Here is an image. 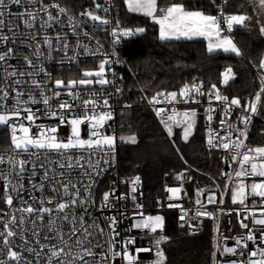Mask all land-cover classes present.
Here are the masks:
<instances>
[{
	"label": "built area",
	"instance_id": "2783aa9c",
	"mask_svg": "<svg viewBox=\"0 0 264 264\" xmlns=\"http://www.w3.org/2000/svg\"><path fill=\"white\" fill-rule=\"evenodd\" d=\"M227 1L228 0H218L217 11L215 15H220L221 9L225 15L228 14L227 9ZM44 4H53L58 3L61 7L67 9V14H60V20L62 23L50 22L51 26L42 28L41 22L47 19V15L43 12L39 13L38 19L34 22L32 28L26 27L23 22L15 16V13L24 11L25 7L28 8L29 11H36L40 8L39 0H34V3L31 5L27 4V0H25V4L22 7L21 5H13L10 4L8 10L13 13L12 16L6 14L4 19L9 22L8 27L0 30L4 35L12 36V33L8 31L9 27L13 28V31L20 33L16 38V42L13 43L12 40L5 41L0 43V53L6 52L8 48H12L14 51L11 55H9L5 61H0V89L8 91L9 95L7 98H0V113H10L14 107L17 106L16 96L17 92L23 93L21 97L22 100L28 101V95L31 94L36 97L37 101H40V88H36L32 85L31 81L33 79L40 82L44 94L47 96H52L53 90L61 91V97L57 99H53L51 102V106L53 109L56 108V105L64 100L71 101V97L67 96L66 93L69 89L62 88L57 89L54 81L56 79H62L67 83L68 80H79L83 78L82 71L85 70H94L98 67L100 61L104 59V54H107L110 59H116L115 56L111 54L113 51L117 54L118 58L123 61V63H116L112 65V68L115 71V81L112 84L101 86L98 84L92 85H77L75 88L71 89L73 92L80 93V102L85 99H89V93L91 92H100L104 95L108 96L109 103L111 105V110L113 112V118L111 121L107 122V130L111 135H114L117 138V113L120 108L127 106V103L121 104L119 102L120 93L117 94L115 92L116 88H121L123 74L126 67V62L123 59L120 51L118 50V44L113 45L114 37L111 35L112 28L115 27V22L118 20L116 16L115 10V2L114 0H99L98 3H101L104 7L109 8L108 13H104L102 9L97 10V13L101 16H107L112 23L109 25H99L98 22L88 20L86 16H81L80 13L84 10H74L71 7L67 6L61 0H43ZM94 8V6L92 7ZM91 8V9H92ZM48 11L56 16L58 14V9L49 8ZM71 15L76 18L79 23V27L76 29L77 34L72 32V29L69 27V22L67 16ZM16 26V27H13ZM122 27L128 28H136L130 25H123ZM222 27H225L223 23ZM87 32L88 35L85 36L84 33ZM67 34V42L72 46L67 51V56H72L76 53H79L76 61H69L65 59V52L62 50V44L56 42V36L60 35L63 37ZM225 34H229L225 32ZM47 35L52 40L51 49L43 43L44 36ZM141 34H138L139 36ZM31 37H35L32 39ZM134 37L123 38L121 42L132 40ZM27 39V44L21 43V40ZM79 40L80 44L87 45L91 52H96L99 45L103 47L100 49V52L93 55H85L83 48H77L76 43ZM99 42V45L98 43ZM120 42V43H121ZM37 45H39V51L43 53L42 56L36 57L33 55L35 51H37ZM49 52H51L52 59H47ZM24 56H28L32 60V65H28ZM84 65V66H82ZM40 67L44 68V72H40ZM252 69L255 72L259 84L261 83L259 76L264 72L257 67V65H252ZM13 71L16 72V75H10ZM25 73V75L21 76L19 73ZM31 73L32 75H28ZM51 78H49V75ZM108 79L112 80L113 77L111 74L108 75ZM16 81H21V83L17 84ZM193 82L197 83L201 86V91L203 95H196L195 98L199 101V103H192L189 101L188 103H183L177 101L175 104L168 103L164 97H158L161 101L158 104H151L149 101L151 98L156 95V93L152 94L150 97L143 96V101L140 105H144L149 107L157 120L163 127L167 137H169L167 130L164 125L161 123V117H158L156 108H165L168 109L166 113H164L163 118H167L168 115L172 114V109L174 108L176 112H183L185 110L194 108L199 114L202 121V137L205 141V147L209 151H213L218 154L221 166L216 174L212 175L206 172H200L205 178L206 183L199 186L195 189L193 193H190L187 188L184 186L181 180L175 179L172 181H168L164 183L158 190H156L152 195H148L145 192V187L143 183V179L139 174L133 175H122L120 173V161H119V153H118V140L116 139V151L111 155L106 156L104 152H97L95 155H90L87 152H77L71 151L68 154L74 157H79L80 155H84L85 159L81 160L80 166H74L71 169L67 167L61 169L58 167L59 163H66L58 154L51 153L47 156L44 154L40 155L39 161H36L34 156L30 157V153H25L19 150H16L11 143V133L7 129V126L0 125V173L8 177V180L11 181V184L23 183L24 191L22 192H13L11 191V184L7 189V194L13 197V204L11 206L4 203V193H5V181L0 179V233H3L4 223L9 222L13 217L16 218L17 223L15 225H10L11 229L18 233V235L14 237H10V243L8 246H5L2 241V237H0V260L4 261V264H49L50 251L49 249L55 245L57 248L64 247V242H67L70 247H64V253H62L59 257L52 259V264H60V261H64L67 264L68 261H74V264H82L80 260H74V258L79 254L83 255V248H90L94 253L93 256H84V260H87L89 264H125V262L119 257L112 259L111 253L109 249L111 248L112 252L122 250L121 245L124 240L129 237H135L136 243L134 245L129 246V251L134 253L138 260L136 264H151V262L155 259V247L153 245V240L158 237L161 233L158 231L156 234L149 233L147 230H140L131 228L133 221L132 214L135 211H142L144 215H156L160 214L165 217V211L173 212V218L175 222L181 226L182 222L179 217L181 215L180 208H168L167 205L169 203L179 204L183 207V209L189 212V219L196 210L199 208V205L195 203L197 199H200L203 204L206 205V210L209 212L216 213L220 223V232L217 233L214 231L216 221L210 218L201 217L195 221H190L198 226V230L192 232L187 224L183 227L185 233L188 235H198L203 232L207 227H210L212 230V249L210 252L211 255V264H217V262H222L225 260H241L244 259L247 261L248 256L247 252L251 251L255 244L253 242H248V249L244 250L245 255L243 257L236 256H220L217 251L215 245H219L220 250L222 251L224 246H234L235 241L233 237H240L241 235H246L247 230L240 226L239 220L245 216L249 215V211L255 212V215L260 216V197H248L245 201V204H233L231 198V188L235 185V178L233 180H229L227 175L222 173H233L235 170L240 168L239 163L233 162L231 156L236 153H230L225 151L222 148H211L207 144V139L209 136L208 131V122L205 118V109L209 106L213 107L215 111L213 112V120L211 122V127L215 130H218L220 135L225 134V129L221 128L219 124V120L223 115L224 107L221 102L216 101L215 99H211L210 101V93L209 90H205L203 86V82L199 79H195L190 82L188 85H191ZM260 89V88H259ZM178 92L176 89L166 90L164 92ZM161 92V91H160ZM2 92H0V97H2ZM223 95V94H222ZM225 96V95H224ZM254 96V95H253ZM252 96V97H253ZM251 97V98H252ZM250 98V99H251ZM249 99V100H250ZM230 100V99H229ZM77 103V107L73 110V114L82 117L84 114V109L79 106V102ZM103 101L100 100V104L102 105ZM21 109L24 107L32 108L34 111L39 109L38 115L39 119L36 121V124L43 125H53L58 124L59 121L56 119H49L44 115V112L47 111V106L43 103L32 104L28 102L27 104L20 105ZM241 109L233 107L232 114L228 116L226 119L229 123L236 125L237 127H243L240 124L238 117L241 115ZM25 114L22 111V115L19 119L16 117L12 118L13 123H24L26 126L29 122L23 119ZM177 126H173V135L174 129ZM82 132L81 135L84 138H87L88 130L87 125L81 126ZM33 133L37 131L35 126L32 127ZM249 135L245 143L248 147H257L264 146V119L257 115L253 117L252 123L248 127ZM70 133V126H62L59 130V135L62 137H66ZM236 133L233 130V139H235ZM31 151H36L32 149ZM243 151V149L241 150ZM112 156L115 159H112ZM241 157L238 155L237 159L239 160ZM30 160L36 162V173L37 175L32 176L33 171V163H28L24 166L25 171L17 176V172L20 171L19 165L17 163H13L12 161L19 160ZM89 159L93 164L96 161H100V168L105 169L104 173L96 176L95 173L92 172L90 168H88ZM108 160L109 163L105 164L104 160ZM40 164L44 165V168L39 167ZM55 168L56 171L52 172L51 169ZM49 171L50 178L56 176L60 178L58 174L60 172L64 173V177L61 178L64 183H68L71 181L72 184H76L82 191L83 188L89 183V177L85 176V172H89L92 174V177L95 178L96 183L92 187V201L93 204L91 206L85 205L84 207L89 208V214L85 215V220L87 224L90 225L95 221L99 224L100 227L104 228V234L101 235L95 229H89L91 235L87 236L85 239L84 227L86 225H81L77 222L76 227L79 231L76 235H73L71 232L72 224L64 221L63 217L67 215L69 220L72 219L73 215L77 217L80 215H84V208L79 206H69L63 212H60L56 209V205L60 202L68 201L71 193L75 191V189H69V193L66 195L63 191V188L59 184H53L50 182H44L46 187L42 190L38 189V185L42 182L41 176H43L44 171ZM183 173V172H182ZM170 172H165L164 177H171ZM21 176L23 179L21 180ZM140 178V183L137 185L136 192V201H132L131 199L127 201H120L118 208L113 209H100V201L103 195V192L109 191L110 188L115 187L117 190V195L120 193H127L131 190L130 181L135 178ZM260 177L252 176V177H244L243 180L245 184H251L253 182H258L257 180ZM31 180V183L29 182ZM33 184L37 187L34 188ZM228 185V188H225V185ZM58 188L59 191H53V188ZM170 187H181V193L179 199L173 198L169 200L170 193L166 191V188ZM198 189H205L204 193H201L199 196L197 195ZM247 190V189H246ZM212 193H215L217 201L223 198L224 203H216V204H207L208 196ZM53 203L49 204L48 199H52ZM147 200V203H146ZM26 201L27 203H23ZM113 204H116V201L113 199L111 201ZM140 203L143 205L142 209L137 210L135 208L136 203ZM31 205L35 209H39L41 207L50 208L51 211L49 213H27L23 212L21 209ZM220 209H223L224 213H228L232 210L231 215L221 214ZM240 212V217H237L236 212ZM118 213H124V215L120 218V223L117 226V230L121 233L120 236L115 237V242L112 241L111 233L107 228V221L105 220L106 216L117 215ZM43 216V219L39 217ZM20 217L24 218V223L20 224ZM50 221H54V224H50ZM245 223H248L250 228H254L257 232V236L259 235V227L252 223V219L249 218L245 220ZM131 228V231L129 229ZM51 229V230H50ZM164 235H166L163 232ZM167 236V235H166ZM224 237H228V239H224ZM83 241L81 245L77 244V240ZM259 241L257 240V243ZM166 242L161 244V248ZM40 245H45L42 249ZM99 245V246H97ZM8 247H11L13 250L18 251L22 254V259L20 261H11L7 256ZM143 247L152 249L151 252H141L135 253V248ZM260 247H264V244L260 245ZM33 249V251H28V249ZM217 251V255L213 258L212 253ZM36 253H40L39 256ZM253 259H261L258 255Z\"/></svg>",
	"mask_w": 264,
	"mask_h": 264
},
{
	"label": "snow or ice",
	"instance_id": "6c2138e0",
	"mask_svg": "<svg viewBox=\"0 0 264 264\" xmlns=\"http://www.w3.org/2000/svg\"><path fill=\"white\" fill-rule=\"evenodd\" d=\"M34 3V0H27V4L31 5ZM40 8L36 11H29L27 7H25L24 11L15 13V16L18 17L23 24L32 28L34 22L38 19L39 13L43 12L47 15V19L41 22V27L46 28L50 27V22L62 23L60 20V14H67V9L61 7L58 3L53 4H44L43 0H39ZM94 8L86 9L80 13L81 16H86L88 20L98 22L99 25H109L112 21L107 18V16H101L97 13V10L102 9L104 13L109 12V8L104 7L101 3H97L96 0H93ZM215 4V0H213ZM258 8L261 11H264V0H257ZM21 5L22 7L25 4V0H0V30L8 27L9 22L4 19V16L7 14L12 16L10 10H8L9 5ZM124 4L127 6L129 12H137L141 13L146 17L151 18V20L159 25V39L161 41L166 40H180V39H193L195 37H203L208 41L207 51L209 53H214L217 51H222L224 53H232L237 57L243 56V52L241 48L234 42L232 36L223 34L225 32H232L234 26L248 27V21L252 20V17L247 15L246 13H233L225 15L223 10L221 9L220 15H211L207 14L205 11L200 9L189 10L185 7L184 4L172 2L165 6L158 5L157 0H124ZM55 8L58 9V14L53 16L48 9ZM69 27L72 29L74 34H77L76 29L79 27V23L75 17L68 15L67 16ZM225 27H222L221 24ZM115 27L112 28L111 35L114 37L113 45H116L121 42L123 38L134 37L138 34H142L146 31L143 27L136 28H128L122 27L121 22L116 20ZM16 27V26H13ZM8 31L12 33V36L4 35L2 31H0V43H3L8 40H12L13 43L16 42V38L21 35L18 32L13 31L12 27L8 28ZM259 34L264 36V24H261L259 27ZM85 36L88 35L87 32L84 33ZM35 39V37H31ZM21 43L27 44V39L21 40ZM56 42L62 44V50L65 52V59L69 61H76L79 53H76L72 56H67V51L70 47H72L67 42V34L63 37L60 35L56 36ZM43 43L47 45L50 49L52 47V40L45 35L43 38ZM99 45V42H97ZM77 48H83L85 55H97L100 52V49L103 47L99 45L96 52H91L87 45L80 44L79 40L76 43ZM12 48H8L6 52L0 53V61H5L6 58L13 53ZM36 57H40L43 55L39 51V45H37V51L33 53ZM115 56L116 59H110L107 54H104V59H102L98 65V67L94 70H85L83 72V78L79 80H68L65 83L62 79H56L54 81L57 89L67 88L69 89L66 93L67 96L71 97V101L64 100L59 102L56 105V108L53 109L51 106V102L53 99H57L61 97V91L53 90L52 96H47L44 94L42 86L39 81L33 79L31 81L32 85L36 88H40V101H37L36 97L29 94L28 101H24L21 99L23 93L17 92L16 102L17 106L13 108L10 113H0V125L7 126V129L11 133V143L16 150L30 153V157L34 156L36 161H39L40 155L44 154L45 156L56 153L58 154L66 163H59L58 167L63 169L67 167L71 169L74 166H80L81 160H84V155H80L79 157H74L69 155L68 153L71 151L77 152H87L90 155H95L97 152H104L106 156L111 155L116 151V137L114 135L105 134L104 129L107 126V122L111 121L113 118V112L111 110V105L109 103L108 96L104 95L100 92H91L89 93V99H85L80 102V93L73 92L71 89L75 88L77 85H92L98 84L101 86L109 85L114 83L115 81V71L112 68L113 64L123 63L121 61L115 51L111 54ZM47 59H52L51 52H49ZM24 60L28 65H32V60L28 56H24ZM257 67L261 70H264V56H262L259 60V64ZM40 72H44V68L40 67ZM111 74L113 79H108V75ZM10 75H16V72L13 71ZM19 75L23 76L25 73L21 72ZM28 75H32L28 73ZM49 78H51L50 74ZM221 79L220 83L223 85H228L231 80L235 78L236 73L233 71L231 66L225 68V70L220 74ZM261 81L260 89L257 91L254 96L242 103L239 97H232L229 100V97L221 94L220 89L216 84H213L209 89L210 101L211 99H215L216 101L221 102L224 107V112L222 117L219 120V124L221 128L225 129V134L220 135L218 130H215L211 127V122L213 120V112L215 109L211 106L205 109V118L208 122V131L209 136L207 139V144L211 148H222L227 152L236 153L231 156L233 162L239 163L240 168L235 170L233 173H222L227 175L229 180H233L235 178V185L231 188V198L233 204H245V201L248 197H260V216H256L255 212L249 211V215L243 217L239 220L240 226L247 230L246 235H241L240 237H233L235 244L234 246H224L222 251L220 250L219 245H215L217 251L220 256H236L239 255L243 257L245 255V251L248 249V242H253L255 247L247 252L248 259L245 261L241 260H225L222 262H217V264H264V247H260V245L264 244V179H261L259 182H253L251 184H245L243 178L244 177H260L264 178V146L257 147H248L245 141L249 135L248 127L253 121V117L257 115L264 114V72L259 76ZM17 84L21 83V81H16ZM121 88H116L115 92L117 94L121 93ZM2 92V97L7 98L9 93L6 90L0 89ZM196 95H203L201 91V86L197 83L193 82L191 85L185 84L178 92H158L154 95L149 103L158 104L161 101L158 97H164L165 100L170 104H175L177 101L188 103L191 101L192 103H199V101L195 98ZM102 99L103 103L100 104V100ZM31 102L32 104L43 103L47 106V111L44 112V115L49 119H56L59 121L58 124L53 125H43L36 124V121L39 119V109L33 110L29 107H24L21 109L20 105L27 104ZM79 102V106L84 109V114L82 117H78L73 114V110L77 107V103ZM2 107V106H0ZM126 107H131V105H127ZM233 107L241 109V115L238 117V120L243 127H237L234 124H231L227 121V117L232 114ZM158 117H161V123L164 125L165 129L169 137L173 136V126L182 127L183 131L181 134V139L185 142L189 141V138L193 135L196 128L197 121V111L194 108L185 110L183 112H176V110L172 109V114L168 115L167 118H163L164 113L168 111L165 108H156L154 109ZM22 111L25 114L23 119L27 120L29 124L26 126L24 123H13L12 118L16 117L19 119L22 115ZM87 125L88 135L87 138H84L81 135L82 125ZM70 126V133L66 137L60 136L59 130L62 126ZM35 126L37 131L33 133L32 127ZM233 130L236 133L235 139H233ZM121 141L135 143L136 137L134 135L127 137H119ZM35 149L36 151H31ZM243 149V151H241ZM179 152V149H177ZM241 158L238 160L237 156ZM112 159H115L112 156ZM13 163H17L19 165L20 171L17 172V176H20L21 173L25 171L24 166L28 163H33V171L32 176L37 175L36 162L30 160H19L12 161ZM104 163L107 164L109 161L106 159ZM39 167L44 168L43 164H40ZM88 168L95 173L96 176H99L104 173L105 169L100 168V161H96L95 164L88 161ZM52 172H55L56 169H51ZM85 176L89 177V183L83 188V191L77 187L76 184H72L71 181L68 183H64L61 178L64 177V173L60 172L57 178L53 176L50 178L49 171L45 170L43 176H41V183L38 185V189L42 190L46 187L44 182H50L55 184H59L64 193L67 195L69 193V189H75L71 193V196L68 201L60 202L56 205V209L60 212H63L66 208L71 206H79L84 208V215L76 216L73 215L72 219L69 220V217L65 215L63 217L64 221L72 224L71 232L73 235L79 231L76 227L77 222L81 225H86L84 227L85 239H87L88 235H91L89 229H95L101 235L104 234L105 229L100 227L95 221L92 224L88 225L85 220V215L89 214V208L84 207L85 205L91 206L93 204L92 201V187L96 183L94 177L89 172L84 173ZM184 173H179L176 176L177 180H183ZM0 179L5 181V199L4 203L11 206L13 204V197L7 194V189L11 184V181L8 180V177L0 173ZM23 177L21 176V180ZM31 183V180L29 181ZM132 187L130 192L120 193L117 195V190L115 187L110 188L109 191L103 192L101 201H100V209H113L118 208L120 201H127L131 199L132 201H136V192L137 185L140 183V178L135 177L130 181ZM33 187L37 186L33 184ZM229 186L226 184L225 188ZM247 189V190H246ZM11 191L13 192H22L24 191L23 183L11 184ZM53 191L58 192V188H53ZM166 191L170 193L168 197L169 200L173 198L179 199L181 193V187H170L166 188ZM205 189H198L197 195L199 196L201 193H204ZM116 201V204H113L112 200ZM54 198L48 199V203H53ZM23 203H27L24 201ZM199 208L196 210L194 215H192L189 219V212L179 204L169 203L167 205L168 208H180L181 215L179 219L184 222L181 224V227H184L187 224L188 228L194 232L198 230V226L190 221H195L198 218L206 217L213 219L216 221L214 231L220 232V223L216 213L209 212L206 210V205L201 202L200 199L195 201ZM223 204V198L217 201L215 193H212L208 196L207 204ZM135 208L137 210L142 209L143 205L140 203L135 204ZM23 212L33 213H49L51 211L50 208L41 207L39 209L33 208L31 205L21 209ZM221 214L231 215L232 210L228 213H224L223 209L219 210ZM124 215V213H118L117 215L106 216L105 220L107 221V228L111 233L112 241L115 242V237L120 236V232L117 230V226L120 223V218ZM237 217H240V212H236ZM43 219V216L39 217ZM133 223L131 228L147 230L149 233L156 234L158 231L161 233L158 237L153 240V245L155 247V259L151 262V264H166L167 257L165 255L164 250L161 248V244L163 242H167L169 237L164 235L165 229V217L160 214L156 215H144L142 211H135L132 214ZM251 218L252 223L259 227V235L257 236V232L254 228H250L248 223H245V220ZM2 219V217H0ZM20 224L24 223V218L20 217ZM17 223L16 218L13 217L9 222L4 223V232L0 233V237H2L3 244L8 246L10 243L9 238L18 235L17 232L13 231L10 225H15ZM50 224H54V221H50ZM131 228L129 231H131ZM51 230V229H50ZM224 239H228V237H224ZM257 240L259 241L257 243ZM83 241L77 240V244L81 245ZM136 243L135 237H129L122 242L121 249L118 251L112 252L111 248L109 249L112 259L119 257L122 259L125 264H136L138 257L129 251V246L134 245ZM99 246V245H97ZM43 249L45 245H40ZM64 247H70L67 242H64ZM64 247L57 248L53 245L50 251L49 264H52V259L59 257L62 253H64ZM28 251H33V249H28ZM83 255H77L74 260L82 261V264H89L87 260H84V256H93L94 253L90 248H83ZM150 248L137 247L135 248V253L141 252H151ZM217 251L212 253L213 258L216 257ZM37 256L40 253H36ZM260 256L261 259H253L257 256ZM7 256L11 261H20L23 257L22 254L18 251L13 250L11 247H8ZM0 264H4V261L0 260ZM30 264V262H29ZM60 264H65L64 261H60ZM67 264H74V261H68Z\"/></svg>",
	"mask_w": 264,
	"mask_h": 264
},
{
	"label": "trees",
	"instance_id": "16d2710c",
	"mask_svg": "<svg viewBox=\"0 0 264 264\" xmlns=\"http://www.w3.org/2000/svg\"><path fill=\"white\" fill-rule=\"evenodd\" d=\"M74 10L91 9L93 0H61ZM98 3L99 0H96ZM116 16L123 25L143 27L144 33L132 40L118 45L120 54L126 60V67L121 84L119 102L131 107H122L117 113V140L122 175L139 174L144 183L145 192L152 195L164 183L172 181L179 173H184L181 180L190 193L206 183L200 172L216 174L221 166L217 153L205 147L202 137V121L197 114L196 128L188 142L181 139L183 128L176 127L172 139H169L149 107L140 105L143 96L170 89L180 90L185 84L195 79L203 82L205 90L213 84L221 94L239 97L248 101L260 84L252 65H258L264 56V48L254 38L245 35L240 27H234L229 34L243 56L217 51L209 53L203 39H159V25L141 13L129 12L124 0H114ZM165 6L172 2L184 4L189 10L200 9L215 15L218 0H157ZM241 0H228V14L235 13ZM84 66V65H82ZM231 66L236 73L228 85L220 83L221 73ZM128 67V68H127ZM126 72V73H125ZM134 135L135 143L124 142L119 137ZM179 149V152L177 151ZM172 175L164 177L165 172ZM164 233L169 240L163 250L167 257L166 264H211L212 230L207 227L198 235H188L179 226L173 212L165 211Z\"/></svg>",
	"mask_w": 264,
	"mask_h": 264
},
{
	"label": "crops",
	"instance_id": "0c3cea01",
	"mask_svg": "<svg viewBox=\"0 0 264 264\" xmlns=\"http://www.w3.org/2000/svg\"><path fill=\"white\" fill-rule=\"evenodd\" d=\"M241 12L251 16L252 20L247 22L248 23L247 28L241 26H234V27H240L245 35H248L254 38L255 40H257L259 45L264 48V36L259 34V27L261 26V24H264V11H261L258 8L257 0H241L239 8L235 13H241ZM193 39H203L208 44V41L203 37H195Z\"/></svg>",
	"mask_w": 264,
	"mask_h": 264
},
{
	"label": "rangeland",
	"instance_id": "374dc122",
	"mask_svg": "<svg viewBox=\"0 0 264 264\" xmlns=\"http://www.w3.org/2000/svg\"><path fill=\"white\" fill-rule=\"evenodd\" d=\"M84 71H82V73H83ZM263 119H264V114H261L260 115ZM182 128V127H181ZM104 132H105V134H109V135H111L109 132H108V130H107V128H105L104 129ZM118 138V137H117ZM261 179H264V178H259L257 181L259 182ZM146 203H147V200H146Z\"/></svg>",
	"mask_w": 264,
	"mask_h": 264
},
{
	"label": "bare ground",
	"instance_id": "6f19581e",
	"mask_svg": "<svg viewBox=\"0 0 264 264\" xmlns=\"http://www.w3.org/2000/svg\"><path fill=\"white\" fill-rule=\"evenodd\" d=\"M115 6H116V4H115ZM115 10H116V8H115ZM119 45V44H118ZM119 51L121 52V50L119 49ZM126 61V60H125ZM127 65V64H126ZM128 68V67H127ZM126 73V72H125ZM125 77V76H124Z\"/></svg>",
	"mask_w": 264,
	"mask_h": 264
},
{
	"label": "water",
	"instance_id": "95a60500",
	"mask_svg": "<svg viewBox=\"0 0 264 264\" xmlns=\"http://www.w3.org/2000/svg\"><path fill=\"white\" fill-rule=\"evenodd\" d=\"M223 34H225V33H223Z\"/></svg>",
	"mask_w": 264,
	"mask_h": 264
}]
</instances>
